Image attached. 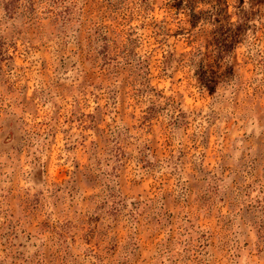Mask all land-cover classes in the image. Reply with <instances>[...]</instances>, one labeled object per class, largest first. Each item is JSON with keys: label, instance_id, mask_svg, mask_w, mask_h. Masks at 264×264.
<instances>
[{"label": "rangeland", "instance_id": "1", "mask_svg": "<svg viewBox=\"0 0 264 264\" xmlns=\"http://www.w3.org/2000/svg\"><path fill=\"white\" fill-rule=\"evenodd\" d=\"M0 264H264V0H0Z\"/></svg>", "mask_w": 264, "mask_h": 264}]
</instances>
